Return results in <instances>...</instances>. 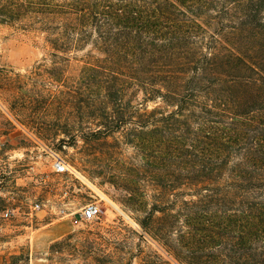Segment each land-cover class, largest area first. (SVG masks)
<instances>
[{
	"label": "trees",
	"instance_id": "trees-1",
	"mask_svg": "<svg viewBox=\"0 0 264 264\" xmlns=\"http://www.w3.org/2000/svg\"><path fill=\"white\" fill-rule=\"evenodd\" d=\"M33 6L54 56L82 52L70 137L141 155L144 233L179 264H264V0Z\"/></svg>",
	"mask_w": 264,
	"mask_h": 264
},
{
	"label": "rangeland",
	"instance_id": "rangeland-1",
	"mask_svg": "<svg viewBox=\"0 0 264 264\" xmlns=\"http://www.w3.org/2000/svg\"><path fill=\"white\" fill-rule=\"evenodd\" d=\"M35 1L0 0V264H179L137 223L153 202L139 152L70 137L78 132L66 124L79 114L65 92L76 86L82 52L53 55ZM45 147L78 176L51 173ZM124 176L133 178L134 194ZM89 202L101 212L83 220ZM6 208L14 209L9 218Z\"/></svg>",
	"mask_w": 264,
	"mask_h": 264
},
{
	"label": "built area",
	"instance_id": "built-area-1",
	"mask_svg": "<svg viewBox=\"0 0 264 264\" xmlns=\"http://www.w3.org/2000/svg\"><path fill=\"white\" fill-rule=\"evenodd\" d=\"M46 157L48 158V165L50 172L53 174H65L68 176L77 177V171L74 167L65 159V157L58 151L53 150L52 148H43ZM41 204L39 202H34L32 205L33 210H39ZM101 208L96 202L87 203L81 210V218L83 220H93L99 216ZM14 209L6 208L2 212V216L9 218L13 215Z\"/></svg>",
	"mask_w": 264,
	"mask_h": 264
}]
</instances>
